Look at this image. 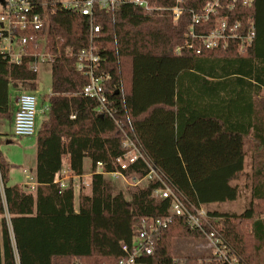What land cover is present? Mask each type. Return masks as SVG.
Instances as JSON below:
<instances>
[{
	"label": "trees",
	"instance_id": "1",
	"mask_svg": "<svg viewBox=\"0 0 264 264\" xmlns=\"http://www.w3.org/2000/svg\"><path fill=\"white\" fill-rule=\"evenodd\" d=\"M208 1L188 0L177 23L169 11L155 16L134 6L114 14L95 11L102 71L111 76L107 89L113 90V119L98 112L95 99L81 94L89 79L65 56L69 47L89 45V17L51 11L56 0H30L38 13L48 14L49 44L56 52L61 48L62 54L52 66L51 94L44 97L50 110L36 136L35 192L9 185L13 165L0 150V264H116L125 255L122 245L131 243L142 219L168 215L171 201L152 196L159 182L134 187L129 202L122 192L115 194L106 179L117 172L128 178L149 172L141 160L128 170L116 165L126 153L125 133L136 135L148 157L193 205L238 199L233 182L245 169L246 140L264 151V115L258 109L264 91V0L220 13L240 21L245 30L253 28L252 46L241 52L239 42L232 41L227 48L197 55L183 48L192 25L190 10L201 13ZM160 4L175 5L173 0ZM214 21L196 31L209 33ZM33 60L12 64L0 52V126L13 122L15 93L40 92L38 73L30 69ZM6 136L0 127V147ZM85 159H90L93 174L89 193L81 190L77 195L73 179L63 190L55 184L65 164L72 176L82 177ZM98 163L103 164L102 173H97ZM262 171L258 176L264 180ZM253 194L264 201V181ZM209 215L219 221L214 224L243 263L255 264L264 246V220L256 209L242 215ZM245 221L252 222L250 234L242 230ZM175 238L200 240L204 235L177 218L158 237L152 264H175Z\"/></svg>",
	"mask_w": 264,
	"mask_h": 264
},
{
	"label": "built area",
	"instance_id": "2",
	"mask_svg": "<svg viewBox=\"0 0 264 264\" xmlns=\"http://www.w3.org/2000/svg\"><path fill=\"white\" fill-rule=\"evenodd\" d=\"M173 7H164L160 0H56L51 11L59 9L89 17V45L85 48L69 47L65 50V56L74 60V67L77 72L88 77L89 83L84 87L81 94L98 102V112L105 113L114 119L115 110L110 100L113 90L107 89V83L111 76L102 71V56L96 45L101 27L95 24V11H102L114 14L123 6H134L143 10L149 16H155L163 11L172 13L173 21L177 23L184 12L187 11L184 5L188 0H173ZM255 0H210L201 13H192V25L186 35L185 49L194 51L197 55L204 51L227 48L232 41L239 42L240 51H245L252 46L255 39V31L245 30L240 21H232L229 17H221L222 10L233 11L237 5L250 7ZM227 2V3H225ZM43 7L48 9V3ZM214 21L212 30L209 33H199L198 26H206ZM181 47L176 50L180 53ZM61 48L57 52L49 44L48 36V14H40L36 11L30 0H0V52L12 64L20 65L27 58H33L30 69L34 73L39 72L41 64L53 66L58 57L61 56ZM118 92V89L115 88ZM14 101L17 103V111L14 115L12 132L16 138L35 137L38 134V96L33 93H15ZM42 110L43 114L49 113L50 104ZM75 119V116L71 117ZM124 148L126 153L116 160V165L121 170H128L130 166L138 161H143L149 172L143 178H128L123 173L117 172L108 175L120 176L124 181L131 179L134 187H139L143 182L157 181L160 187L153 192L156 200H170L171 208L164 218H144L140 227L133 237L131 243H124L122 250L124 257L116 264H152L157 256L156 245L161 233L169 229L177 218L183 219L190 227L198 230L204 235L208 245L209 253L197 261L184 263L175 258V264H245L232 247L224 240L218 227L214 224L219 222L209 215L204 206H196L190 203L187 198L178 191L167 179L157 165L148 157L143 150L139 140L134 133L124 134ZM103 164L98 163L97 173H102ZM27 174V172L25 171ZM93 174H91L92 177ZM107 175V174H106ZM83 177V176H82ZM82 177L72 176L71 171L66 169L55 178V184L61 189L69 187L71 180H74L75 193L76 183ZM34 181H36L34 179ZM33 184V185H32ZM31 185V191L35 192L37 183ZM129 184V182H128ZM90 187V185H87ZM81 187L78 188V193ZM202 239V240H203ZM72 264H84L75 260ZM110 264V263H108Z\"/></svg>",
	"mask_w": 264,
	"mask_h": 264
},
{
	"label": "rangeland",
	"instance_id": "3",
	"mask_svg": "<svg viewBox=\"0 0 264 264\" xmlns=\"http://www.w3.org/2000/svg\"><path fill=\"white\" fill-rule=\"evenodd\" d=\"M39 83L42 86L40 92H36L38 96V126L41 127L42 123L47 119L48 113L43 114L42 110L48 104V99L44 100V97L51 94L52 87V66L49 64H41L39 67ZM20 93H29L24 89ZM14 96H16L14 94ZM16 102V101H15ZM17 104V103H16ZM258 109L262 115H264V91H262L258 99ZM2 131H6L8 136L3 138V144L0 147L1 152L5 155V158L13 165L10 173L9 185H21L26 192H30L31 185L36 181L35 174L32 171L36 165L37 147L36 136L29 138H16L13 136V132L10 127L5 125L1 127ZM8 142V143H7ZM246 158L245 169L237 180L233 182V185L239 188V197L235 202H228L223 204H213L205 207L208 212L228 213L230 215H242L246 210L254 207L259 214L260 219L264 220V201H259L254 197V191L257 187L261 186L264 181L260 179L259 171L264 170V151H258L256 144L251 140H246ZM68 165L65 164V169ZM84 175L80 182L75 180L76 193L78 188L81 187L82 194L89 193L90 188L87 185H91L92 166L90 159H85ZM27 172V174L25 173ZM264 171H262L263 173ZM108 181H111L114 193L118 194L122 192L127 201H131V194L134 186L131 179L128 182L124 181L120 176L107 175L105 176ZM33 185V184H32ZM145 182L141 184L144 186ZM78 195V194H77ZM76 195V207L79 206V197ZM242 230L247 234H250L252 230V222L245 221L242 224ZM173 255L177 259L185 258H202L205 254L209 253L208 245L203 239H188V238H175L172 245ZM255 264H264V246L259 247L258 254L256 255Z\"/></svg>",
	"mask_w": 264,
	"mask_h": 264
},
{
	"label": "crops",
	"instance_id": "4",
	"mask_svg": "<svg viewBox=\"0 0 264 264\" xmlns=\"http://www.w3.org/2000/svg\"><path fill=\"white\" fill-rule=\"evenodd\" d=\"M14 119V118H13ZM6 126V124L4 123V124H2L0 127H2V126ZM12 125H13V122H12V124H11V126H9L10 128H11V130H13L12 129ZM7 127V126H6ZM14 136V135H13ZM8 143V142H7ZM84 164H85V161H84ZM68 168V167H67ZM34 173H35V168L32 170ZM84 171H85V168H84Z\"/></svg>",
	"mask_w": 264,
	"mask_h": 264
},
{
	"label": "water",
	"instance_id": "5",
	"mask_svg": "<svg viewBox=\"0 0 264 264\" xmlns=\"http://www.w3.org/2000/svg\"><path fill=\"white\" fill-rule=\"evenodd\" d=\"M42 89V86H40V90Z\"/></svg>",
	"mask_w": 264,
	"mask_h": 264
}]
</instances>
